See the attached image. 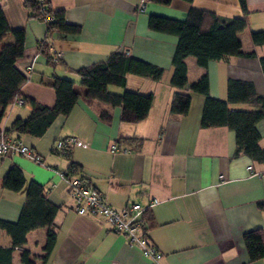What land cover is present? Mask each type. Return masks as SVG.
Returning <instances> with one entry per match:
<instances>
[{
	"label": "crops",
	"instance_id": "crops-1",
	"mask_svg": "<svg viewBox=\"0 0 264 264\" xmlns=\"http://www.w3.org/2000/svg\"><path fill=\"white\" fill-rule=\"evenodd\" d=\"M172 0L157 4L150 0H50L51 9L62 11L65 21L80 27L76 35L58 31L47 33L45 24L26 8L23 0H0V8L11 30L25 33L23 55L15 62L26 78L21 97L47 107L55 104L50 87L54 78L71 80L80 99L66 117H58L42 137L8 133L20 138L40 163L24 155L0 156V219L16 221L25 202V189L19 192L2 187V178L13 164L19 166L26 182L41 184L49 201L59 207L55 219V246L43 263L46 229L29 232L26 244L15 248L12 264H22L20 254L28 250L35 264H152L138 248L126 245L123 236L110 230L101 216L79 215L61 178L69 160L55 151L57 140L76 137L83 146L70 147V157L79 165V177L85 178L114 209L129 203L148 207L144 213L149 242L160 253L159 264H264L250 262L242 236L245 232L264 231V164L244 154L235 155V134L229 128H202L200 118L205 97L193 93L190 86L203 75L208 78V95L227 100L229 80L249 82L264 96V76L260 58L264 44L255 45L251 33L264 31V0ZM190 9L206 11L224 19L240 18L247 23L238 34L244 54L210 61L205 68L187 57V84L175 89L170 84L171 58L177 37L149 30L151 15L183 21ZM48 38L51 49L39 51V43ZM125 50L135 59L163 69L162 78L126 75L124 87L110 86L109 92L151 93L153 103L147 117L138 123L120 120L121 109L83 98L76 71L107 59L115 51ZM61 57L51 62L52 54ZM175 92L189 94L187 114L172 115L170 102ZM231 110L257 111L255 104H229ZM106 111L108 119L100 118ZM30 106L9 105L1 124L8 130L13 122L25 119ZM259 146L264 149V120L256 125ZM116 144L127 147V154H111ZM259 172L252 175L248 167ZM153 200L155 204L149 205ZM11 240L0 231V246Z\"/></svg>",
	"mask_w": 264,
	"mask_h": 264
},
{
	"label": "trees",
	"instance_id": "trees-1",
	"mask_svg": "<svg viewBox=\"0 0 264 264\" xmlns=\"http://www.w3.org/2000/svg\"><path fill=\"white\" fill-rule=\"evenodd\" d=\"M157 4L167 5L172 0H150ZM191 2L192 0H183ZM240 6L246 12L245 1L239 0ZM26 8L37 17L39 9L32 1H24ZM42 15L52 17L47 26V32L58 31L64 34L76 35L80 27L65 21L62 11L51 9L50 0L44 6ZM149 30L170 34L177 37V44L171 58L172 75L170 84L175 89H183L187 84V67L185 59L194 57L197 66L205 68L210 61H220L228 57L247 55L241 51L238 34L247 26L244 19H224L215 14L190 9L183 21L151 15L148 17ZM251 41L255 45L264 44V31L251 33ZM25 48V33L23 30H11L7 25L0 8V132L6 107L12 105L17 98H22L20 88L26 78L16 69L15 62L23 55ZM47 54L48 49L41 50ZM50 61L52 57H50ZM260 67L264 76V57L260 58ZM80 84L86 89L83 98L87 101H98L111 107L121 109L120 120L124 123H138L143 121L152 106L153 95L141 94L135 91H124L121 94L109 92L110 86L124 87L126 75L132 74L159 81L163 69L151 63L135 59L125 50L109 54L102 62L94 63L76 71ZM50 87L55 93V104L47 107L32 99H24L30 106L27 118L16 119L4 135L16 133L31 137H42L47 129L58 117H66L80 99L74 90V83L68 79L54 78ZM193 93L205 97L200 118L202 128L225 126L235 134V155L244 154L252 161L264 164V149L259 146L260 134L256 125L264 120V96L255 92L249 82L229 80L227 84V100H217L208 95V78L203 75L190 86ZM191 97L189 94L175 92L169 106L172 115L182 116L189 111ZM24 103V104H25ZM255 104L257 111L231 110L229 104ZM23 106V105H22ZM100 118L108 119L106 111L100 113ZM15 140H21L16 138ZM62 140V139H60ZM22 141V140H21ZM58 141V140H57ZM58 148V147H57ZM70 147L55 149L69 160L66 171H61L64 178L79 177V165L71 160ZM30 151V149H29ZM30 155L34 156L30 151ZM5 157V156H1ZM28 157V156H27ZM85 179L83 177H80ZM86 180V179H85ZM2 187L6 190L19 192L25 189V202L16 221L0 219V231L8 235L11 240L9 247L0 246V264H12V254L15 248L26 244L29 232L46 229V241L43 248V263L51 254L56 243L54 219L59 207L51 203L47 197V190L36 181L26 182L22 169L13 164L2 178ZM97 190V189H96ZM242 241L250 262L264 259V231L255 229L245 232ZM22 264H35L28 250L20 254Z\"/></svg>",
	"mask_w": 264,
	"mask_h": 264
},
{
	"label": "built area",
	"instance_id": "built-area-1",
	"mask_svg": "<svg viewBox=\"0 0 264 264\" xmlns=\"http://www.w3.org/2000/svg\"><path fill=\"white\" fill-rule=\"evenodd\" d=\"M26 1V0H23ZM34 2L39 9V16L41 21L45 24L46 28L48 24L53 20L52 17L42 15L44 6L48 0H28ZM48 33V32H47ZM49 34V33H48ZM39 51L44 48L50 50L51 44L48 43V38L43 39L39 45ZM52 60L58 61L60 55L57 53L52 54ZM23 98H17L13 101L12 105L22 106L24 105ZM58 148L83 146L84 143L76 137H67L56 142ZM109 151L111 154L130 152L127 147H118L116 144L110 146ZM9 155H24L28 156L31 160L40 163V158L37 155L31 156L29 148L21 140H12L4 135V131L0 132V156ZM252 175L260 176L259 172L252 170V167H248ZM61 174V173H60ZM61 178L67 184L68 195L74 204V210L79 215L87 216H101L106 219L110 226V230L116 234L124 237L125 243L130 248H138L141 254L151 259L152 264H159L161 258L160 253L149 242L147 237L148 226L144 219V213L149 207H142L138 203H129L122 209H114L105 200L104 196L99 193L87 180L80 177L64 178L61 174ZM156 200H153L149 205L155 204Z\"/></svg>",
	"mask_w": 264,
	"mask_h": 264
}]
</instances>
